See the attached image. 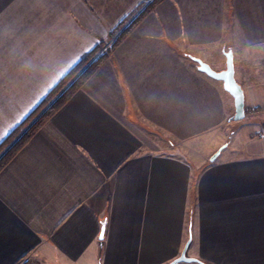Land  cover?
<instances>
[{
  "label": "crops",
  "instance_id": "1",
  "mask_svg": "<svg viewBox=\"0 0 264 264\" xmlns=\"http://www.w3.org/2000/svg\"><path fill=\"white\" fill-rule=\"evenodd\" d=\"M142 1L0 0V143ZM261 107L264 0L159 1L0 169V264H264Z\"/></svg>",
  "mask_w": 264,
  "mask_h": 264
},
{
  "label": "trees",
  "instance_id": "2",
  "mask_svg": "<svg viewBox=\"0 0 264 264\" xmlns=\"http://www.w3.org/2000/svg\"><path fill=\"white\" fill-rule=\"evenodd\" d=\"M161 0H153L149 6L125 26L117 35L110 48L96 54L97 49L83 56L75 66L65 74L57 84L48 92L42 102L26 118V120L13 129L0 143V169L14 155V153L28 140L31 134L37 130L41 122L51 115L76 89H78L98 64L106 57L110 49L120 41L129 29ZM98 48V46H97Z\"/></svg>",
  "mask_w": 264,
  "mask_h": 264
},
{
  "label": "water",
  "instance_id": "3",
  "mask_svg": "<svg viewBox=\"0 0 264 264\" xmlns=\"http://www.w3.org/2000/svg\"><path fill=\"white\" fill-rule=\"evenodd\" d=\"M225 56V68L222 70H215L210 67V65L200 58L190 56L196 63L197 67L200 71L206 73L208 76L222 81L223 88L227 91L234 100V113L231 116V120L238 121L241 120L245 116V106H244V91L242 86L237 82L234 75V62H233V54L230 49L224 52ZM223 146L219 147L211 156L210 160L213 161ZM105 220L101 222V229L99 233V237H101V230L103 229L104 233ZM187 241L181 250L180 254L173 258L166 264H179L181 262H198L199 264H204L201 260L188 256L186 254V249L188 245Z\"/></svg>",
  "mask_w": 264,
  "mask_h": 264
},
{
  "label": "rangeland",
  "instance_id": "4",
  "mask_svg": "<svg viewBox=\"0 0 264 264\" xmlns=\"http://www.w3.org/2000/svg\"><path fill=\"white\" fill-rule=\"evenodd\" d=\"M153 0H143L140 5H139V11L137 12V14L135 15L134 18L136 17H139L140 14L143 13V11H145V9L149 6V3L152 2ZM131 18H125L123 20L122 23L119 24V26H117V28H115L111 34L109 35V38L105 41V42H102L98 45V48L97 51H96V54H99L101 53L102 51H105L106 49L110 48L113 41L115 40V38L117 37V35L119 34V32L124 28V24H126ZM131 22V21H130ZM129 22V23H130ZM247 112V111H245ZM260 113L262 112V114L264 113V107H261L260 109L258 110H254V109H251L248 113V115L251 117H257V113ZM246 114V113H245ZM245 119V116L241 119V120H244ZM263 129H260L259 132H262ZM231 135V134H230ZM259 136V134H257Z\"/></svg>",
  "mask_w": 264,
  "mask_h": 264
},
{
  "label": "built area",
  "instance_id": "5",
  "mask_svg": "<svg viewBox=\"0 0 264 264\" xmlns=\"http://www.w3.org/2000/svg\"><path fill=\"white\" fill-rule=\"evenodd\" d=\"M259 136H264V129L262 132H258Z\"/></svg>",
  "mask_w": 264,
  "mask_h": 264
},
{
  "label": "snow or ice",
  "instance_id": "6",
  "mask_svg": "<svg viewBox=\"0 0 264 264\" xmlns=\"http://www.w3.org/2000/svg\"><path fill=\"white\" fill-rule=\"evenodd\" d=\"M101 238H103V229L101 230ZM197 264H198V262H197Z\"/></svg>",
  "mask_w": 264,
  "mask_h": 264
}]
</instances>
